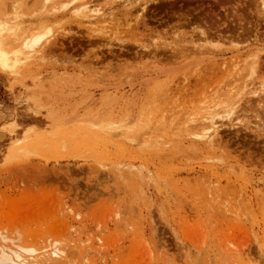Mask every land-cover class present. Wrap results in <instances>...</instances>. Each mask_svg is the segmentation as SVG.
Wrapping results in <instances>:
<instances>
[{
	"label": "rangeland",
	"instance_id": "obj_1",
	"mask_svg": "<svg viewBox=\"0 0 264 264\" xmlns=\"http://www.w3.org/2000/svg\"><path fill=\"white\" fill-rule=\"evenodd\" d=\"M120 1L0 0V253L264 264L260 1Z\"/></svg>",
	"mask_w": 264,
	"mask_h": 264
},
{
	"label": "bare ground",
	"instance_id": "obj_2",
	"mask_svg": "<svg viewBox=\"0 0 264 264\" xmlns=\"http://www.w3.org/2000/svg\"><path fill=\"white\" fill-rule=\"evenodd\" d=\"M171 1H174V0H121L120 2L123 4V8H126V7H130L131 9H133V8H138L139 9V11L141 12V14L140 15H144L145 13H147L148 12V10H149V5H151V4H161V3H170ZM257 1H260L259 3H260V6H262V8L264 9V0H257ZM117 2V1H116ZM120 2H119V4H120ZM125 3H127V4H125ZM121 4V5H122ZM121 8V7H120ZM127 11V10H126ZM138 11V12H139ZM139 12V13H140ZM262 13H264V10L262 11ZM146 16V15H145ZM203 23H204V25H207L208 26V24H207V22H205V21H202ZM196 24V23H195ZM199 26H200V24H198ZM181 26V25H180ZM192 26V25H191ZM197 26V25H196ZM238 26V25H237ZM205 28V29H204ZM204 28H202V26L201 27H198L197 29L199 30V32H200V34L202 35V37L203 36H209V31H210V27L209 28H206L205 26H204ZM193 31H195V30H193ZM197 31V30H196ZM232 34V33H231ZM233 35V34H232ZM41 36V35H40ZM40 36H37L34 40H33V42H32V44H36V43H38L39 41H40ZM218 36V35H217ZM239 36V35H238ZM41 38H43V37H41ZM199 39V38H198ZM203 39V38H202ZM206 39H208V38H206ZM180 40H181V38H180ZM180 40H178V42L180 41ZM203 42H205V41H203ZM211 42V41H210ZM180 43V42H179ZM31 46V44H29L27 47L29 48ZM198 46H201L200 44L198 45ZM217 46V45H216ZM197 48V47H196ZM179 49H180V51L183 49V46L181 45L180 47H179ZM200 51V50H199ZM180 55V54H179ZM255 58H256V56H255ZM252 59H254V58H252ZM250 61V60H249ZM187 64V63H186ZM260 64L261 63H257V61L256 60H253V61H251L250 63H249V65H247V66H249L250 68H251V70H254V68H255V65H257V67H259L260 66ZM250 70V69H249ZM253 72V71H252ZM254 73H255V71H254ZM264 83V82H263ZM262 86V85H261ZM259 99H261V98H259ZM206 117V116H205ZM204 117V118H205ZM209 118H211V117H209ZM203 119V118H202ZM206 119H208V118H206ZM205 119V120H206ZM199 120V119H198ZM208 120H212V119H208ZM193 122V121H192ZM195 122H196V120H195ZM198 122V121H197ZM201 122V121H200ZM206 122V121H205ZM202 123V122H201ZM203 123H204V121H203ZM202 123V124H203ZM210 123H211V121H210ZM209 123V124H210ZM200 124V123H199ZM208 124V123H207ZM212 124V125H211ZM210 125L212 126V130H213V125H215L214 123H211ZM205 125H206V123H205ZM204 126V125H203ZM209 129V128H208ZM206 134V133H205ZM4 246V245H3ZM3 246H2V248H3ZM3 251V253H2V255L0 256L1 258H0V262L3 264H5V262H11V264L12 263H14V264H16V259H18L19 261L21 260V255H20V253H19V249L16 247V246H8V245H5L4 246V248L2 249ZM0 253V254H1ZM20 258V259H19ZM17 260V261H18ZM18 261V262H19ZM21 262H23V260L21 261ZM20 263V262H19ZM37 262L36 261H32L31 262V264H36Z\"/></svg>",
	"mask_w": 264,
	"mask_h": 264
}]
</instances>
